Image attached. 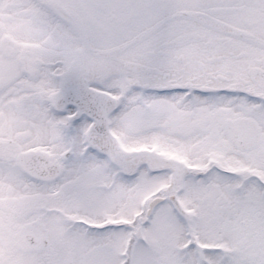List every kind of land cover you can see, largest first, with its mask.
Segmentation results:
<instances>
[{
	"label": "snow or ice",
	"instance_id": "snow-or-ice-1",
	"mask_svg": "<svg viewBox=\"0 0 264 264\" xmlns=\"http://www.w3.org/2000/svg\"><path fill=\"white\" fill-rule=\"evenodd\" d=\"M0 264H264V0H0Z\"/></svg>",
	"mask_w": 264,
	"mask_h": 264
}]
</instances>
